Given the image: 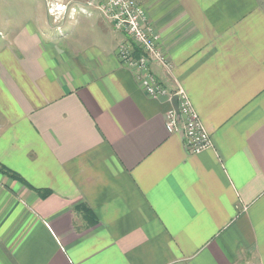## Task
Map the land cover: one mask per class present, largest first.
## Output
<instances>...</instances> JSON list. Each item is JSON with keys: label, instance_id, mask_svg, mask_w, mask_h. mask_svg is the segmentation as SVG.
<instances>
[{"label": "crops", "instance_id": "obj_1", "mask_svg": "<svg viewBox=\"0 0 264 264\" xmlns=\"http://www.w3.org/2000/svg\"><path fill=\"white\" fill-rule=\"evenodd\" d=\"M90 1L4 36L0 264H264V0H135L156 97ZM179 89L198 153L165 127Z\"/></svg>", "mask_w": 264, "mask_h": 264}, {"label": "built area", "instance_id": "obj_2", "mask_svg": "<svg viewBox=\"0 0 264 264\" xmlns=\"http://www.w3.org/2000/svg\"><path fill=\"white\" fill-rule=\"evenodd\" d=\"M102 1L106 7L104 10L111 12V18L116 19V28L126 31L133 42L140 46L139 56L132 55L129 47H123L122 52L117 51L120 62L139 71L141 86L148 94L155 97L163 95L165 90L150 72L148 65L151 60H157L164 65L165 61L157 48L158 37L152 27L147 25L144 10L135 0ZM174 95L177 97V105L166 114L167 131L181 133L184 145L191 153L210 148L212 146L210 135L188 98L180 89Z\"/></svg>", "mask_w": 264, "mask_h": 264}, {"label": "rangeland", "instance_id": "obj_3", "mask_svg": "<svg viewBox=\"0 0 264 264\" xmlns=\"http://www.w3.org/2000/svg\"><path fill=\"white\" fill-rule=\"evenodd\" d=\"M47 1H49L48 2L49 5L51 0H47ZM92 1L93 2L95 1V3H91ZM90 3L92 4V7L94 9L99 11L101 16L109 24L111 29H113L115 32L121 33L124 36V38L117 44L116 52L117 51L122 52V50L124 51V48L129 47V51L132 52V55L134 54L136 56H139V54H141L139 50L140 46L133 42L132 37L126 31L116 28L115 26L117 23L116 19L111 18V12L104 10L106 8L105 3L102 0H91ZM137 4L139 5L138 2ZM41 5L42 7L46 8L44 1L41 2ZM65 9H67V7ZM37 10H38V5L36 0H0V29L2 30L0 33V50L3 44H5L4 36L6 35V39L7 36L9 35L10 37L12 34L14 36L15 33L18 32V29L23 27V25L31 21L33 22L34 19L36 18L35 15ZM84 26L85 25H82V28H86V26L85 27ZM90 28L92 29L93 27ZM77 31H81V30H77ZM96 32H97L96 30L86 31L85 32L86 40L95 38L97 35Z\"/></svg>", "mask_w": 264, "mask_h": 264}, {"label": "clouds", "instance_id": "obj_4", "mask_svg": "<svg viewBox=\"0 0 264 264\" xmlns=\"http://www.w3.org/2000/svg\"><path fill=\"white\" fill-rule=\"evenodd\" d=\"M66 5L63 3H56L50 7V12L57 14V18H59V14H62L65 11Z\"/></svg>", "mask_w": 264, "mask_h": 264}, {"label": "trees", "instance_id": "obj_5", "mask_svg": "<svg viewBox=\"0 0 264 264\" xmlns=\"http://www.w3.org/2000/svg\"><path fill=\"white\" fill-rule=\"evenodd\" d=\"M0 171H2V172L6 173V174H8V175H10V176H12V177H14V178H19L16 174L9 172V171H8L7 169H5L4 167H1V166H0ZM46 192H47V191H43V194L45 195ZM41 194H42V193H41Z\"/></svg>", "mask_w": 264, "mask_h": 264}, {"label": "water", "instance_id": "obj_6", "mask_svg": "<svg viewBox=\"0 0 264 264\" xmlns=\"http://www.w3.org/2000/svg\"><path fill=\"white\" fill-rule=\"evenodd\" d=\"M174 100L177 101V97L176 96H174ZM176 105H177V102H175L174 107H176Z\"/></svg>", "mask_w": 264, "mask_h": 264}]
</instances>
